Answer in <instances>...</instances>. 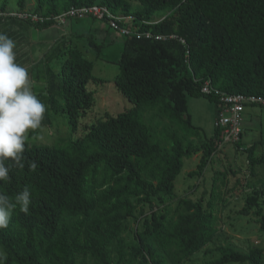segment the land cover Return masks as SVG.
<instances>
[{"label": "trees", "instance_id": "trees-1", "mask_svg": "<svg viewBox=\"0 0 264 264\" xmlns=\"http://www.w3.org/2000/svg\"><path fill=\"white\" fill-rule=\"evenodd\" d=\"M34 3L23 11L27 1L19 0L18 13L36 14L46 18L43 22L21 18L0 0V32L16 38L15 24L45 29L72 8L97 4L122 16L114 19L120 27L152 37L123 36L120 56L113 60L119 68L114 86L132 106L117 114L107 108L96 112L92 86L106 83L94 73L102 49L94 41L81 49L74 38L84 34L59 39L45 58L46 69L26 68L46 112L41 128L28 133L24 168L13 167L11 179L0 183V191L10 196L24 186L33 193L29 212L17 209L9 227L0 230L5 264H186L214 242L221 207L251 189L239 178L232 187H225V181L217 187L215 177L208 199L178 198L175 181L184 160L201 153L189 173L201 178L222 151L220 131L214 126L209 138L202 136L203 129L189 113V100L207 99L217 116V97L202 91L207 81L226 93L264 98V0ZM87 17L114 31L107 17L75 20ZM89 50L97 51L94 59ZM59 116L67 117L73 133L82 124L83 133L42 144L38 137L47 134L46 129L56 130ZM241 139L231 144L236 151ZM258 146L264 147L263 139L244 148L252 176L257 166H264ZM33 161L35 170L29 168ZM234 168L229 165L233 177ZM217 175L228 177L225 171ZM256 186L239 211L244 217L252 208L261 209L264 182ZM257 210L254 215L262 218ZM216 251L218 257L205 264H264L261 246L248 252L218 246Z\"/></svg>", "mask_w": 264, "mask_h": 264}, {"label": "rangeland", "instance_id": "rangeland-1", "mask_svg": "<svg viewBox=\"0 0 264 264\" xmlns=\"http://www.w3.org/2000/svg\"><path fill=\"white\" fill-rule=\"evenodd\" d=\"M5 0H1L3 2ZM29 5L33 0H26ZM8 9L18 14L20 12L19 0H6ZM29 9V6L27 7ZM70 23L83 25L84 35L80 38H74L81 49H85L90 42H95L101 49V55L98 60L95 61L94 73L97 76L103 77L106 80L105 85H94L92 88L96 89L97 98V110L99 113L103 109H108L112 114L129 109L132 104L119 94L114 86V78L119 72V68L113 60H117L122 50L121 39L123 36L111 37V31H107L105 37L102 36L100 31V24L102 21L94 20L91 17H87L83 20H69ZM91 26V24H93ZM65 24V25H67ZM60 27L63 30L61 34H65L69 25H57L54 24L52 27ZM98 29H96V28ZM108 30V29H107ZM115 32V31H114ZM73 34V33H72ZM96 50H89V57L94 59ZM189 113L192 115L195 125L200 126L202 136L210 137L214 131L215 121V105L207 99H190L189 100ZM57 127L46 129L49 130L47 134L42 133L38 140L44 143H50L54 139L57 141L63 138L73 136L74 138L83 133V125H78L77 132H72L69 122L66 116H59L56 118ZM243 135L240 142V149L236 151L235 146H225L222 151L217 152L213 157V162L209 164L205 172L199 177H190L189 173L196 169L201 159V153H197L192 158L184 160V167L175 181L176 195L178 198L186 197L194 200L199 198L208 199L210 197V191L214 187V178L217 177L218 187L221 186L225 181L226 186H233L236 178L242 181L243 186L251 184V189L246 188L243 192L234 200H231L225 206L221 207L219 212L220 228L215 236L214 242L209 244L205 250L194 255L191 259L186 261V264H205L206 261L212 260L218 257L219 253L216 251L218 246H233L242 252H248L253 246H261L264 248V230L262 229V218H264V196L260 199V207L262 212V218L254 215L257 207L249 211L250 215L244 217L239 214L240 210H243L245 206V198L249 195L250 191L255 190L253 186L258 187L264 182V166H257L255 168V175L252 176L250 169L246 163V153L244 148H248L260 139L264 140V106L248 104L245 107L243 115ZM44 128L41 129L43 131ZM55 134L52 136V134ZM198 143L199 140H196ZM257 153H264V147L258 146ZM234 166L236 169V176L233 177L229 172V165ZM225 171L228 174L227 179L218 177L217 173ZM256 186V187H257ZM221 206V204H220ZM257 210V211H258ZM258 220V221H257ZM264 222V221H263ZM207 250L208 253H204ZM213 251V252H212Z\"/></svg>", "mask_w": 264, "mask_h": 264}, {"label": "clouds", "instance_id": "clouds-1", "mask_svg": "<svg viewBox=\"0 0 264 264\" xmlns=\"http://www.w3.org/2000/svg\"><path fill=\"white\" fill-rule=\"evenodd\" d=\"M15 48V42L0 33V183L11 179L13 167L24 168L28 133L41 128L46 112V105L32 89L28 70L16 62ZM29 168L35 170L36 162H31ZM32 196L29 186L14 196L0 191V230L9 227L17 209L29 212ZM5 260V254L0 252V264Z\"/></svg>", "mask_w": 264, "mask_h": 264}, {"label": "built area", "instance_id": "built-area-1", "mask_svg": "<svg viewBox=\"0 0 264 264\" xmlns=\"http://www.w3.org/2000/svg\"><path fill=\"white\" fill-rule=\"evenodd\" d=\"M21 18H31L33 21H44L46 18L36 14L21 12L17 14ZM87 15H92L97 19L108 18L112 29L121 36L132 38L136 36L138 39L152 37L150 32L143 34L139 29L131 27L122 28L116 23L117 20L123 19L122 16L116 17L107 8L100 5H92L84 8H72L64 14L54 18L56 24L64 25L69 20L82 19ZM70 18V19H68ZM115 19V20H114ZM161 39L162 37H158ZM205 94H214L219 103L218 113L214 121V126L220 131L219 134V148L235 144L240 141L243 132V115L245 107L248 104L264 106V98L256 96H246L244 94H230L212 87L210 81L205 82L202 90Z\"/></svg>", "mask_w": 264, "mask_h": 264}, {"label": "crops", "instance_id": "crops-1", "mask_svg": "<svg viewBox=\"0 0 264 264\" xmlns=\"http://www.w3.org/2000/svg\"><path fill=\"white\" fill-rule=\"evenodd\" d=\"M34 0L30 2V4L26 5L23 11H29L34 6ZM69 23V22H67ZM66 23V24H67ZM100 24V31L103 37L107 31H111V37H119L117 32L110 30L104 22ZM68 31L65 34H61L64 29L54 26L48 27L45 29L36 28L35 26H29L26 23H18L13 25L16 32H18V36L16 38H11L16 44V62L18 64H22L25 68H33L38 67L39 69H46L47 65L45 64V58L48 52L55 46L57 41L61 39L63 36L67 39L73 37L74 35L83 34V25L70 23ZM64 24V26H67ZM91 24V26H93ZM96 28V27H94ZM98 29V28H96ZM108 29V30H107ZM1 33V32H0ZM73 33V34H72ZM121 43H122V38ZM55 64V63H54ZM53 64V65H54ZM231 146V145H229Z\"/></svg>", "mask_w": 264, "mask_h": 264}]
</instances>
